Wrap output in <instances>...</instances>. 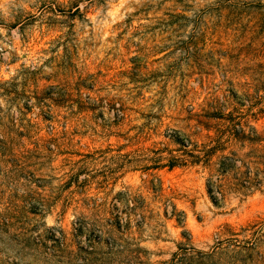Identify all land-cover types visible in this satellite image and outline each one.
<instances>
[{
    "label": "rangeland",
    "instance_id": "rangeland-1",
    "mask_svg": "<svg viewBox=\"0 0 264 264\" xmlns=\"http://www.w3.org/2000/svg\"><path fill=\"white\" fill-rule=\"evenodd\" d=\"M0 264H264V0H0Z\"/></svg>",
    "mask_w": 264,
    "mask_h": 264
},
{
    "label": "trees",
    "instance_id": "trees-1",
    "mask_svg": "<svg viewBox=\"0 0 264 264\" xmlns=\"http://www.w3.org/2000/svg\"><path fill=\"white\" fill-rule=\"evenodd\" d=\"M173 165V164H172Z\"/></svg>",
    "mask_w": 264,
    "mask_h": 264
}]
</instances>
